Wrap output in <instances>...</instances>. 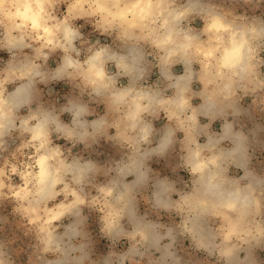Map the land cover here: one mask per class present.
Instances as JSON below:
<instances>
[{
    "label": "clouds",
    "instance_id": "clouds-1",
    "mask_svg": "<svg viewBox=\"0 0 264 264\" xmlns=\"http://www.w3.org/2000/svg\"><path fill=\"white\" fill-rule=\"evenodd\" d=\"M0 264H264V0H0Z\"/></svg>",
    "mask_w": 264,
    "mask_h": 264
}]
</instances>
